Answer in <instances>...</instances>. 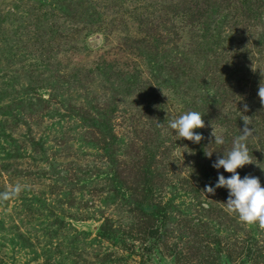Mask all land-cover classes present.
Listing matches in <instances>:
<instances>
[{"label":"rangeland","instance_id":"374dc122","mask_svg":"<svg viewBox=\"0 0 264 264\" xmlns=\"http://www.w3.org/2000/svg\"><path fill=\"white\" fill-rule=\"evenodd\" d=\"M247 1L0 0V193L26 186L0 200V264H264V229L204 192L244 115L237 172L264 187V0ZM187 111L198 144L168 127Z\"/></svg>","mask_w":264,"mask_h":264},{"label":"clouds","instance_id":"9594fccd","mask_svg":"<svg viewBox=\"0 0 264 264\" xmlns=\"http://www.w3.org/2000/svg\"><path fill=\"white\" fill-rule=\"evenodd\" d=\"M258 96L261 104L264 105V82L259 86ZM247 110L248 107L245 105L244 111ZM241 117L244 121L241 134L233 139L231 149L224 153L222 158L218 157L213 163L214 168H223L232 175L226 178L223 174H220L215 188L210 185L206 186L204 192L215 194L217 188L228 189L229 196L227 202L224 203L226 205L225 210L230 214H236L239 221L244 224H258L261 229H264V187L261 186L258 177L247 175L242 179L237 172L238 168L253 163L247 142L250 137L254 136L255 128L249 127L251 123L248 116ZM168 127L175 131L179 139H187L197 144L204 139L201 134L195 131V129L205 127L203 115L198 111H187L174 117L168 121ZM212 128L211 136L214 137V142H210V145L213 143L223 145L225 143L223 134L218 133L214 125H212ZM212 153L205 151V155L209 158H211ZM25 187V185L19 183L9 187L6 191L0 193V200L6 201L18 197Z\"/></svg>","mask_w":264,"mask_h":264},{"label":"trees","instance_id":"16d2710c","mask_svg":"<svg viewBox=\"0 0 264 264\" xmlns=\"http://www.w3.org/2000/svg\"><path fill=\"white\" fill-rule=\"evenodd\" d=\"M243 6H245L246 8H247V7L250 8V6H252V4L246 0V2H244ZM188 15H189V13H187L186 16H188Z\"/></svg>","mask_w":264,"mask_h":264}]
</instances>
